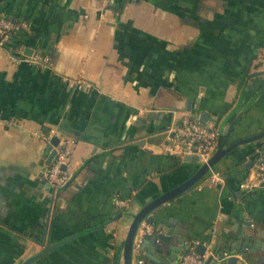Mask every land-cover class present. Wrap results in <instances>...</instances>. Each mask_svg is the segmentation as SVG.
I'll return each instance as SVG.
<instances>
[{
    "label": "crops",
    "instance_id": "1",
    "mask_svg": "<svg viewBox=\"0 0 264 264\" xmlns=\"http://www.w3.org/2000/svg\"><path fill=\"white\" fill-rule=\"evenodd\" d=\"M0 13L31 23L0 44V264L38 252L48 217L50 242L63 241L28 264H122L132 214L202 163L162 151L173 123L205 110L221 131L238 116L226 143L264 128V0H0ZM20 46L51 66L12 62ZM52 128L70 139L71 178L51 204L40 172ZM263 152L264 136L234 147L154 209L153 230L216 246L207 264H227L220 252H240L242 235L263 239L264 185L239 187Z\"/></svg>",
    "mask_w": 264,
    "mask_h": 264
},
{
    "label": "built area",
    "instance_id": "2",
    "mask_svg": "<svg viewBox=\"0 0 264 264\" xmlns=\"http://www.w3.org/2000/svg\"><path fill=\"white\" fill-rule=\"evenodd\" d=\"M30 26L31 23L27 19L15 18L0 13V44L8 42L11 36L30 28ZM10 58L11 61L15 63L26 60L42 68L51 66V60L47 54L41 52L25 54L21 46L18 48V51L16 49V51L11 53ZM70 81L75 83L84 82L80 77L70 78ZM4 124L6 126H13L16 122L7 120ZM54 135L58 137L56 144L51 143V138ZM217 136L218 129L214 125L207 124L195 116L183 114L167 129L161 148L164 153L171 156L183 158L186 155H196L200 161L204 162L207 161L216 147ZM45 138L47 143L51 145V148L55 150V154L51 161L45 166L43 175L48 185L55 189L56 187L63 186L70 178V173L67 169L70 139L65 135L58 134L54 128L50 129L45 134ZM63 165H65V168L62 167ZM209 180L212 183L221 180L220 174L216 171H212L209 175ZM263 185L264 152L257 158L247 178L239 183V187L252 190ZM114 203L120 208L129 206V200L124 198L116 197ZM152 232V224L148 220L143 219L139 224L134 238V256L139 253V245L144 235ZM195 243L196 242L189 244V249L181 253L178 264H206V260L210 254L212 257L215 256L214 253L207 250L203 254L197 253L193 249ZM224 255H234L237 258L234 264H249L245 261L244 254L241 252L229 254L224 252Z\"/></svg>",
    "mask_w": 264,
    "mask_h": 264
},
{
    "label": "water",
    "instance_id": "3",
    "mask_svg": "<svg viewBox=\"0 0 264 264\" xmlns=\"http://www.w3.org/2000/svg\"><path fill=\"white\" fill-rule=\"evenodd\" d=\"M254 74H264V68L257 70ZM208 112L205 110H201L199 114V119L201 121L208 120ZM238 120V116L233 118L231 122H229L225 127L218 130L217 136V143L216 149L212 152L209 156L207 161L202 162L197 169L190 175L186 180L181 182L180 184L174 186L173 188L166 190L165 192L155 196L148 202H146L143 206H141L136 212H134L131 216V219L128 223L127 231L125 237L122 242L121 246V259L122 264H173L177 258V255L181 250L189 249V243L185 242L184 235L177 233L175 228H172L168 224H156L154 226V230L152 233L145 234L142 238L140 245H139V253L138 255L134 256L133 254V243L136 232L138 230L139 224L143 219L148 220L149 222H153V214L152 212L162 203L174 198L181 192L185 191L186 189L190 188L196 182H198L222 156H224L227 152L232 150L234 147L239 145L240 143L250 141L253 139L261 138L264 136V128L252 135L244 136L233 140L229 143H226L227 139L230 137V134ZM58 137L54 135L51 138V143L56 144ZM48 155L45 159V163L48 164L52 157L55 154V150L51 148V145H48ZM185 159L191 160H199L196 155H186L184 156ZM65 168V165L62 166ZM40 176H43V172H40ZM71 178V177H70ZM69 180L65 183L67 184ZM64 184V185H65ZM54 192L55 189L51 192V204L54 200ZM51 208H49V211ZM121 216V212H117L116 217ZM48 225L51 226V222L49 221V217L47 219ZM50 222V224H49ZM46 227L42 240L41 245L42 248L29 256L28 258L24 259L20 264H28L31 261L35 260L36 258L42 256L46 253L49 249L57 246L63 240H59L57 242H50V235H51V227ZM253 241V242H251ZM237 249L240 250L241 253H246L248 251H261L260 258L264 260V238L259 239L255 238L254 235H242L238 242L234 243ZM211 253H215L216 246H213ZM141 249L145 251L141 253ZM230 249V244H226L224 247V251ZM194 250L199 253L203 254L207 250V244L198 243ZM212 255L210 254L206 260V264L211 260ZM225 258L224 252H220L218 259ZM236 257L234 255H230L226 257L227 264H234L236 261ZM214 264H220L219 262H215Z\"/></svg>",
    "mask_w": 264,
    "mask_h": 264
},
{
    "label": "trees",
    "instance_id": "4",
    "mask_svg": "<svg viewBox=\"0 0 264 264\" xmlns=\"http://www.w3.org/2000/svg\"><path fill=\"white\" fill-rule=\"evenodd\" d=\"M122 211H124V212H125L126 210H122Z\"/></svg>",
    "mask_w": 264,
    "mask_h": 264
}]
</instances>
